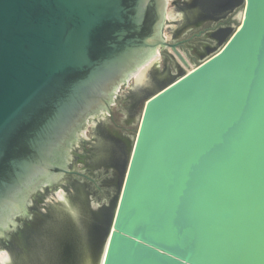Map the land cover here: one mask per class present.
I'll list each match as a JSON object with an SVG mask.
<instances>
[{"label":"water","instance_id":"water-1","mask_svg":"<svg viewBox=\"0 0 264 264\" xmlns=\"http://www.w3.org/2000/svg\"><path fill=\"white\" fill-rule=\"evenodd\" d=\"M167 5L0 0V250L142 66L166 48L191 65ZM234 22L145 101L96 264H264V0Z\"/></svg>","mask_w":264,"mask_h":264},{"label":"flooded vegetation","instance_id":"flooded-vegetation-1","mask_svg":"<svg viewBox=\"0 0 264 264\" xmlns=\"http://www.w3.org/2000/svg\"><path fill=\"white\" fill-rule=\"evenodd\" d=\"M229 1L175 0L186 13L185 22L169 41L180 42L189 58L199 62L230 32L235 10L227 6ZM164 53L166 60L183 66L173 52L166 48ZM166 65L168 73L175 68L174 63ZM106 116L92 121V137L82 135L77 144H82L81 151L74 149L64 183L39 189L29 199L27 214L5 238L11 255L7 264H96L101 246L96 235L102 231L106 206L115 199L127 147V134L116 122L113 107ZM58 189L65 191L73 209Z\"/></svg>","mask_w":264,"mask_h":264},{"label":"rangeland","instance_id":"rangeland-1","mask_svg":"<svg viewBox=\"0 0 264 264\" xmlns=\"http://www.w3.org/2000/svg\"><path fill=\"white\" fill-rule=\"evenodd\" d=\"M227 1V0H226ZM233 6L234 7V17H237L241 9L243 8V0H230L227 3V6ZM185 11L183 10V7H176L175 0H168V5H167V11H166V17L167 21L164 24V29L163 33L166 35L168 39H171L174 37V31H176L177 28L181 27L184 25L185 22V17H180L179 14ZM170 13H173L176 15L175 17L169 16ZM186 15V13H185ZM183 19V20H182ZM236 22L233 21L232 26H234ZM229 34L226 35V37L223 39L222 42L217 44L215 48L210 50L207 56L210 54L216 52L222 44L227 40ZM182 50V49H181ZM205 56V57H207ZM204 57V58H205ZM179 59V57L177 56ZM204 58H201L204 59ZM159 59H161V62L159 61V67L156 66V64L152 65L150 73L146 77V82L141 84V86L135 85L133 82L131 84L126 85L122 88L119 97L117 98L116 103L112 106L114 109V115L116 122L120 125V128L125 129L124 131L127 134V140L126 143H123V145H127L126 150H125V155H124V165L122 166L121 171L119 172V180H118V185L116 187V191L113 195L114 201L117 199V195L121 189L123 178L125 175V170L128 166L129 158L131 155V151L133 148L136 132L139 126L141 114L145 105V101L147 100L148 97H150L156 90H158L160 87L166 85L173 79L178 78L180 75H182L184 72L188 71V66L184 63H182L183 66L179 65L178 62L175 61H169L168 59L164 57V55L159 53ZM180 60V59H179ZM200 60V61H201ZM174 63L175 68L172 69V72H166L167 65ZM198 62H194L193 60L190 59V64L191 66L197 64ZM163 74V76H162ZM155 76L157 79H155ZM161 76V77H160ZM150 77V78H149ZM108 117V116H106ZM105 117V118H106ZM92 122L88 124L87 127V136L92 137L94 135V132L92 131ZM81 142V141H80ZM82 144L80 143L79 146H76L75 149H79L81 151ZM78 151V152H79ZM77 152V151H76ZM77 152V153H78ZM74 156L76 154L74 153ZM77 158V157H76ZM114 201H112L114 203ZM112 203V204H113ZM109 202V206H106V214L103 215L102 219V231L99 229L97 232V237H99L100 242H102V238L104 236V233H106L107 227L109 225V222L111 220V215L113 214V205ZM105 210V211H106ZM6 250V249H2Z\"/></svg>","mask_w":264,"mask_h":264},{"label":"bare ground","instance_id":"bare-ground-1","mask_svg":"<svg viewBox=\"0 0 264 264\" xmlns=\"http://www.w3.org/2000/svg\"><path fill=\"white\" fill-rule=\"evenodd\" d=\"M169 16H171V17H175L176 15H174L173 13H170L169 14ZM179 16L180 17H185V15H184V13L182 12V13H180L179 14ZM181 51V50H180ZM182 52V51H181ZM175 53H176V55L179 57V59H180V61L184 64V62L181 60V58H180V54L178 53V51H175ZM183 53V52H182ZM184 54V53H183ZM159 61H160V59H159V53H157V55L155 56V57H153L151 60H149L144 66H142L141 68H140V70L138 71V72H136V74H135V80H136V82L137 83H139V84H142V83H145L146 82V77H147V73H148V70H149V68L151 67V65H153V64H156V66H159ZM192 65V64H191ZM191 65H189L188 67V71H191L192 69H194L195 68V65H193V66H191ZM150 78V77H149ZM62 188V187H61ZM58 195L61 197V198H63V199H65L66 200V204L68 205V206H70V208L71 209H73L72 207H71V203H70V201H67V198H68V196L65 194V191L63 190V189H58ZM74 207V206H73ZM106 247H107V245H106ZM104 255H105V253H104ZM104 255L102 256V262H101V264H103V259H104ZM11 256V255H10ZM10 256H9V252H7V251H5V250H0V264H7L8 263V260H9V258H10ZM11 260V259H10Z\"/></svg>","mask_w":264,"mask_h":264}]
</instances>
